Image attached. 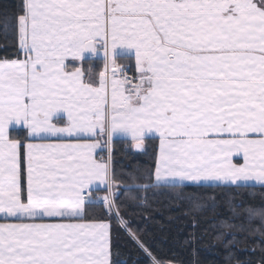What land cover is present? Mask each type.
Masks as SVG:
<instances>
[{"label": "snow or ice", "instance_id": "snow-or-ice-1", "mask_svg": "<svg viewBox=\"0 0 264 264\" xmlns=\"http://www.w3.org/2000/svg\"><path fill=\"white\" fill-rule=\"evenodd\" d=\"M0 38V264H112L110 223L84 222L97 201L156 264L116 202V135L158 138L145 192L264 187V0H19ZM237 207L225 247L238 231L264 264V209Z\"/></svg>", "mask_w": 264, "mask_h": 264}, {"label": "trees", "instance_id": "trees-1", "mask_svg": "<svg viewBox=\"0 0 264 264\" xmlns=\"http://www.w3.org/2000/svg\"><path fill=\"white\" fill-rule=\"evenodd\" d=\"M18 4L19 0H0V17L15 15ZM13 51L11 41L0 38V57L7 55L13 58ZM88 59L97 73L102 70V59ZM132 67V62H129L127 70L131 73ZM19 133L20 137L25 135L23 131H10L13 136ZM145 144L146 151L134 152L129 140H113L112 189L119 194L116 202L121 208V216L127 221L128 227L146 242L156 264H236L237 260L246 259H251L253 264H260L259 247L254 251L247 250L244 235L238 231L235 236L239 243L225 247L232 239L233 230L221 227L220 222L228 220L229 223H239L231 210L235 205L242 206L235 209L241 216L244 215L243 207L264 209V187L199 188L189 185L145 192L135 185L149 183L146 172L154 165L158 141L145 139ZM196 204L205 207L197 210ZM85 221L110 223L112 264H153V260L137 246L117 219L104 214L99 203H89ZM248 243L251 244V241ZM229 252L234 254L231 260L226 258Z\"/></svg>", "mask_w": 264, "mask_h": 264}, {"label": "crops", "instance_id": "crops-1", "mask_svg": "<svg viewBox=\"0 0 264 264\" xmlns=\"http://www.w3.org/2000/svg\"><path fill=\"white\" fill-rule=\"evenodd\" d=\"M89 57H92V58H94V59H102V60H103V54H102V53H101L100 55H98V56H89ZM68 63H69V64H72L71 61H69ZM132 65H133V67H132L133 69H132V70H133V72L136 74V72H135V67H134V61H132ZM136 75H137V74H136ZM12 130H16V131H17V130H21V131H23V132L26 131L22 126H14L13 128L10 129V131H12ZM150 138L156 139V140L158 141V145H159V140H158V138H154V137H151V136L146 137V139H150ZM116 139L129 140V141L133 144V141H132L131 138L128 137V136L116 135V136L113 137V140H116ZM97 154L100 155V154H102V153H101L100 150H98V153H97ZM233 162H234V163H242V162H243L242 157L234 156V157H233ZM93 191H94V193H95L96 195H98V196H103V195L106 194V192H104V191H105V190H104V187L101 186V185H96V186H94ZM90 203H99V202L97 201V202H90ZM5 222H16V221H14V220H12V219L5 220V218H4L2 215H0V223H5ZM84 222H88V221H84Z\"/></svg>", "mask_w": 264, "mask_h": 264}, {"label": "built area", "instance_id": "built-area-1", "mask_svg": "<svg viewBox=\"0 0 264 264\" xmlns=\"http://www.w3.org/2000/svg\"><path fill=\"white\" fill-rule=\"evenodd\" d=\"M126 72H127L128 76H129V78L132 80V83H135V82H136V80H135V75H133L132 73H130V72L127 71V70H126ZM129 86H130V85H129Z\"/></svg>", "mask_w": 264, "mask_h": 264}, {"label": "rangeland", "instance_id": "rangeland-1", "mask_svg": "<svg viewBox=\"0 0 264 264\" xmlns=\"http://www.w3.org/2000/svg\"><path fill=\"white\" fill-rule=\"evenodd\" d=\"M11 129V128H10ZM13 131V130H12ZM14 131H16V130H14ZM21 130H17L16 132H20ZM19 135V137H20V133L18 134ZM18 135H14V136H16V137H18ZM133 151V150H132Z\"/></svg>", "mask_w": 264, "mask_h": 264}, {"label": "water", "instance_id": "water-1", "mask_svg": "<svg viewBox=\"0 0 264 264\" xmlns=\"http://www.w3.org/2000/svg\"><path fill=\"white\" fill-rule=\"evenodd\" d=\"M132 150H133L134 152H141V151L135 149L133 146H132Z\"/></svg>", "mask_w": 264, "mask_h": 264}]
</instances>
